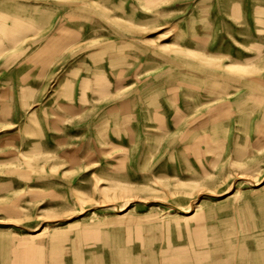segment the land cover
I'll use <instances>...</instances> for the list:
<instances>
[{
  "label": "rangeland",
  "instance_id": "obj_1",
  "mask_svg": "<svg viewBox=\"0 0 264 264\" xmlns=\"http://www.w3.org/2000/svg\"><path fill=\"white\" fill-rule=\"evenodd\" d=\"M0 264H264V0H0Z\"/></svg>",
  "mask_w": 264,
  "mask_h": 264
}]
</instances>
